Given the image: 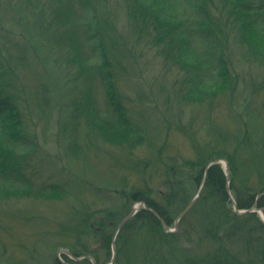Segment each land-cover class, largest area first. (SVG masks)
<instances>
[{"label":"rangeland","instance_id":"374dc122","mask_svg":"<svg viewBox=\"0 0 264 264\" xmlns=\"http://www.w3.org/2000/svg\"><path fill=\"white\" fill-rule=\"evenodd\" d=\"M204 1L229 88L200 89L194 65L173 61L171 33L160 29L170 26L163 0H0V51L7 57L11 48L17 59L14 87L34 141L15 159L21 192H0V264H211L228 256L247 264L264 247L261 214H235L226 190L223 198L206 182L187 236L170 204L174 223L161 221L175 230L173 241L141 220L124 228L132 218L116 233L146 204L128 195L168 208L167 195L181 191L178 201L190 202L204 179L195 184V175L215 160L228 166L236 205L264 198V38L232 14L229 0ZM193 17H184L192 41ZM108 81L139 132L123 144L98 129L114 116Z\"/></svg>","mask_w":264,"mask_h":264},{"label":"trees","instance_id":"16d2710c","mask_svg":"<svg viewBox=\"0 0 264 264\" xmlns=\"http://www.w3.org/2000/svg\"><path fill=\"white\" fill-rule=\"evenodd\" d=\"M147 3L152 0H146ZM165 13L168 15L167 19H162L164 22H169V27L163 25V28L166 31H170V39L173 42L175 47V56H173V61L176 64L187 63L194 70L197 71V80L202 81L201 85H198L200 89L210 86H225L229 88L232 78L229 72V68L226 65L225 60L222 57L220 41L217 35L211 33V24L209 17H205L206 11L212 8V4H208L206 7V1L204 0H163ZM176 1V2H175ZM208 1V0H207ZM179 2V3H178ZM230 6L234 8L232 13L234 16H242L238 19H241V23L248 30H255L260 32L264 38V0H229ZM176 3L179 5L176 6ZM147 8H150L146 5ZM188 7V8H186ZM231 8V10H232ZM151 9V8H150ZM190 10L193 12V20L195 21V32H198L194 36V41L187 36L186 28L184 25L185 18L189 14ZM183 11H185L183 13ZM250 15H254L253 18ZM257 17V18H256ZM14 24V23H13ZM189 29V28H188ZM1 32L8 34L9 30H4L1 27ZM201 43L202 50L194 51L193 43ZM11 48H9L8 56L6 54L2 56L0 51V79L8 78L6 83H0V183L2 187L0 192H21L20 183L18 176L22 175L21 167L17 166L15 159L19 156H22V152L25 154L27 147H31L34 141L28 138L27 134L24 133L25 128L28 126V110L25 104L18 101L20 95L17 93L16 88L14 87V68L10 67L12 62H16V58L12 55ZM257 54H264V48H261L257 51ZM107 68V67H106ZM110 80V77L107 78ZM194 84V83H193ZM197 85V84H196ZM107 93H108V103L111 104L112 110L114 112L113 119L108 122L105 120L98 124L99 132L104 136V138L110 141H114L116 144H123L129 142L130 139H135L139 132L137 131L135 125L130 122V119L127 117L124 108L120 105V97H117V92L112 85V81L107 82ZM198 91H200L198 89ZM78 109V108H76ZM88 116V115H87ZM26 134V135H25ZM29 134V133H28ZM24 135V136H23ZM23 150V151H22ZM19 151H21L19 153ZM23 157V156H22ZM17 160V159H16ZM203 172V173H202ZM204 174L203 171H199L198 176L195 175L193 179L195 184H199L201 176ZM206 186L209 190H213L215 194L222 193L223 198L225 196V175L220 166V164H213L209 167L207 172ZM23 191V190H22ZM176 195V194H175ZM173 195V192L167 195V205L168 208L156 207L155 204L148 202L143 198L142 193L135 192L131 196L128 195L127 200H132L133 202H146L151 210L156 212V214L164 220L168 227H171L174 221L167 219L170 216L171 212L165 215L166 209H170L169 204L172 208L180 210L179 213L186 207L189 203V198L183 200L182 202L178 201L179 197H182V192L180 191L178 195ZM172 201V202H171ZM254 206V201H251L247 204L238 202L239 209H249ZM130 212V211H129ZM191 212V211H190ZM187 213L186 217L184 216L180 220V225L185 228V233L183 236H187L189 226L187 222ZM128 212L123 213L120 218L125 216ZM178 212L175 215L179 214ZM232 217L237 218L235 214H231ZM136 220H141L145 223L146 226L161 228L159 220L148 210L140 208L137 213L132 217V219L124 226V228ZM92 223V222H91ZM100 228L103 225H96ZM164 230V229H163ZM98 234V232H96ZM165 240L168 239L174 240L177 237L174 233H164ZM186 239V237H185ZM169 244V243H168ZM176 250L172 249V253ZM81 256V255H80ZM64 259L66 256H64ZM67 259V258H66ZM57 264H61L57 260ZM80 264H91L88 260L80 261ZM163 264V263H162ZM211 264H243L242 261L238 258L228 256L223 258L216 263ZM247 264H264V247L261 246L258 254L255 257H252L248 260Z\"/></svg>","mask_w":264,"mask_h":264},{"label":"water","instance_id":"95a60500","mask_svg":"<svg viewBox=\"0 0 264 264\" xmlns=\"http://www.w3.org/2000/svg\"><path fill=\"white\" fill-rule=\"evenodd\" d=\"M222 162L218 161V160H215V161H212L210 162L204 169V179H203V182H202V185L199 189V191L197 192V194L193 197V199L187 204V206L181 211V213L178 215L177 219L175 220V226L180 222V220L190 211V209L192 208V206L194 205L195 201L197 200V198L199 197L202 189L204 188V185H205V182H206V179H207V172H208V169L211 165L213 164H220ZM223 166H224V175H225V181H226V185H225V190H226V194L229 198V200L232 202L233 206H234V213L235 214H243V213H246V212H255V213H260L261 214V219H262V223L264 224V210H261V209H258V208H254V209H246V211H240L238 208H237V205H236V202L232 199L230 193H229V187H228V183H229V179H228V166L226 163H223ZM141 205L148 211H150L160 222L161 224L163 225L165 231L167 232H172L174 233L175 230H169L168 227L166 226V224L161 221V218L156 214V212H154L153 210H151L150 208H147L146 207V204L144 203H141ZM137 213V208L133 207L131 209V211L119 222L117 228H116V233L119 231V229L128 221L130 220L135 214ZM112 246H113V254L115 256V249H114V243H112ZM81 259H86V260H89L91 262V264H96L95 261L91 258V257H83V258H80ZM75 260H79V259H75ZM63 263V262H62ZM65 264V263H63Z\"/></svg>","mask_w":264,"mask_h":264},{"label":"flooded vegetation","instance_id":"af4514ba","mask_svg":"<svg viewBox=\"0 0 264 264\" xmlns=\"http://www.w3.org/2000/svg\"><path fill=\"white\" fill-rule=\"evenodd\" d=\"M142 206V205H140ZM143 207V206H142ZM141 207V208H142ZM147 208H149L148 206H146ZM256 208H260L261 210H264V198H262L261 200H254V206ZM144 208V207H143ZM238 208V205H237ZM145 209V208H144ZM161 223V222H160ZM163 226V225H162Z\"/></svg>","mask_w":264,"mask_h":264},{"label":"bare ground","instance_id":"6f19581e","mask_svg":"<svg viewBox=\"0 0 264 264\" xmlns=\"http://www.w3.org/2000/svg\"><path fill=\"white\" fill-rule=\"evenodd\" d=\"M165 230V229H164ZM166 233H170V232H167V231H165Z\"/></svg>","mask_w":264,"mask_h":264}]
</instances>
